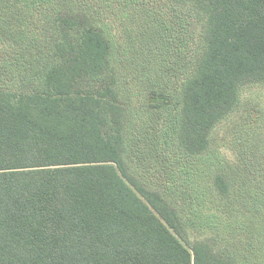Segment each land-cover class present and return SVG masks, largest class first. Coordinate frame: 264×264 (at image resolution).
<instances>
[{
  "label": "trees",
  "instance_id": "obj_1",
  "mask_svg": "<svg viewBox=\"0 0 264 264\" xmlns=\"http://www.w3.org/2000/svg\"><path fill=\"white\" fill-rule=\"evenodd\" d=\"M157 1L0 0V264H264V0Z\"/></svg>",
  "mask_w": 264,
  "mask_h": 264
},
{
  "label": "rangeland",
  "instance_id": "obj_2",
  "mask_svg": "<svg viewBox=\"0 0 264 264\" xmlns=\"http://www.w3.org/2000/svg\"><path fill=\"white\" fill-rule=\"evenodd\" d=\"M157 4L165 12L167 2L160 0ZM210 133L214 141L213 147L222 150L229 162L238 160L243 167L249 169V163L257 161L259 168L264 169V86H244L240 91L239 104ZM242 219L249 223L248 228L251 227V218L248 215ZM252 226L254 228L256 224ZM202 237L194 231H188L182 239L191 244Z\"/></svg>",
  "mask_w": 264,
  "mask_h": 264
}]
</instances>
